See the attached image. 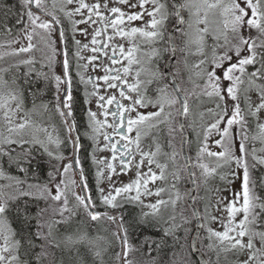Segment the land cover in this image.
<instances>
[{
  "label": "snow or ice",
  "instance_id": "1",
  "mask_svg": "<svg viewBox=\"0 0 264 264\" xmlns=\"http://www.w3.org/2000/svg\"><path fill=\"white\" fill-rule=\"evenodd\" d=\"M117 3L127 5L129 8L138 7L140 11L126 12L121 7L114 6ZM148 3L152 4L151 9L145 8ZM112 5L110 6L109 0H95L93 3H88L87 0H59V11L63 13L69 23V28L66 29L61 18L56 15L57 0H53V10L46 7L45 0H21L15 23L22 26L17 29V32L28 43L26 46L21 44L18 49H13L9 54L19 55L32 51L35 47L32 43L34 37H39L44 47L51 53L47 56V65L41 64L42 68L45 66L51 68V65L56 61L57 52H60L63 57L62 77L54 76L57 86L56 111L66 125L67 143L72 145L73 152L69 162L57 168L60 177L58 180L56 174L49 172V178L55 186L54 193L47 185L42 187L29 185V188H40L41 198L50 199L54 202L49 205L52 209V216L45 218L48 208L39 209L35 215H30L25 209L23 223L26 225L27 231L22 229L23 235L21 236L9 226L4 218V214L8 210L6 202L0 203V264H32L31 260L21 258L22 249L25 256H34L36 264H43V260L50 255L49 246L60 247V243L53 242L54 230L59 224H67L71 216L76 214L73 209L69 208V193L76 203V208L82 206L91 220L98 221L104 217L113 223L117 222V217L109 215L107 211L92 210L97 207V203L91 195V189L88 186L87 176L79 156L82 147L80 131L72 111L71 73L73 59L76 62V74L80 82L85 84L86 89L88 84L92 85L91 92L85 91V103L90 102L87 97L96 98L97 111L88 110V122L83 134L85 138L92 141L93 153L91 155L93 164L97 166L95 178L99 204L105 209H115L121 207V201L124 200L146 207L151 210L142 214L141 220L146 222L148 216H155L160 212L161 205L169 203V201L162 199H158L156 203H143V198L152 195L160 196L161 192L164 191L163 188H157L153 192L149 188V184L155 183L158 179L164 180L166 178L167 165H162L155 160L160 151L159 147H157L156 152L151 153L144 152L140 147L142 126L145 124L149 127L155 126L153 122L160 121L161 117H163V122H171L175 119L176 126L170 128V131L175 132L178 128L181 133L182 146L185 143L184 126L179 118L188 115L189 108L186 98L181 97V89L175 84L174 79L170 89L168 78L159 67L154 71L143 67L145 58L150 62L153 58L161 56L162 52L171 51L172 57H175L176 44L173 33L169 32L167 36V47H155L157 44L165 43L164 27L169 17L168 6L166 3H161L160 0H139L138 4H132L130 0H112ZM171 7L175 10L172 14L176 18V24L184 25L187 23L186 31L178 29L184 36L188 37L185 41V47L196 44L198 54H203L206 44L205 35L209 33V12L217 11L221 17L220 24L212 33L214 43L211 45V59L201 60L196 67L210 63L211 70L203 72L207 77L205 95L216 97L219 102L223 103L224 107L217 114L215 121L204 130L205 143L197 152L196 166L202 169L205 175L216 170L203 162V157L206 154L207 157L216 158L214 162L217 167L235 160L237 167L243 168L242 193H236V200L226 206L227 218L226 220L220 219L223 231L208 229L209 239L215 237L221 245L227 243L229 250L246 249L248 258L242 264H264V198L259 197L253 191L255 182L250 178L246 148V142L249 140L248 122L240 104L241 93H243L244 104L253 117L264 110V0H243V6L238 0H212V2L201 0L200 3H193V0H183V3H176L173 0ZM193 7L196 9L195 12L191 11ZM181 10L189 11L188 21H185L181 15ZM201 11L204 13L203 17L199 15ZM9 12H5L6 19L0 23V30L7 35H12V28L7 21ZM145 15L150 19L143 27L132 26V22L143 20ZM77 16L80 19H75ZM43 17H50V19ZM81 24L86 25V27L81 28ZM200 24H204L205 27H197ZM89 27L92 28L91 32H89ZM69 31L71 32L70 39ZM253 31L256 35H252ZM246 32L247 35H245ZM193 33H195L194 36ZM77 34L84 37L91 36L90 42L82 44L80 40L76 39ZM57 39L61 45L60 49L56 47ZM124 42H127V47ZM9 43L19 44L21 40L13 38ZM69 43L73 49L71 52ZM142 45L147 46L149 50L144 51L143 56H140L138 54L142 51ZM85 51H91L92 55L84 56L83 52ZM101 57L107 58L109 63L105 64L103 61L99 64L95 63L100 61ZM81 61H85V63H81ZM21 63L29 66L34 65L35 61L29 58L21 61ZM89 65L94 70L99 68L103 75L89 76L85 80L81 69H87ZM133 66L139 67L134 70ZM7 71L8 69H0V119L3 120L8 133V135L0 134V156L8 157L10 163L15 162L19 171L25 173L27 169L20 166L21 158L25 162H30L32 151L35 149L42 150L43 154H46L50 160L63 161L66 157L62 153H54L50 149V145H55L58 149L64 142L59 137L53 138L47 129L37 128L38 131L45 132L46 140L36 136L31 139L25 138L27 130L34 127L29 118L32 110L25 107L26 97L15 77L10 82L15 87H9V81L3 75ZM33 71L36 70L30 67L24 73L25 83H29L28 78ZM145 72L150 77L146 82L140 80L141 74ZM36 76L37 79H48V74L41 71H36ZM153 82L157 83L155 100L148 99L141 94V85ZM61 84L65 85L62 100L60 99ZM244 85L246 87L242 88L241 86ZM252 90L257 92L259 98V103H256L254 108V102L248 95ZM117 91L119 99L117 98ZM229 101L234 103L229 105ZM148 104L158 108V111L150 112L147 115L139 112L137 106L145 107ZM33 106L35 107V104ZM165 107L169 109L167 114H165ZM217 107H220V103L217 104ZM101 116L104 117L103 120L100 119ZM234 126H239V132H234ZM257 127L259 133L252 136V140L259 139L260 143L264 144V123H259ZM109 129L111 131H108ZM133 131H135L134 138L130 135ZM213 132L219 136L216 144L222 149L221 151L208 150L207 141ZM236 135H241L238 156H234L233 152V140ZM101 138L104 141L103 149L100 147ZM133 144H135L136 152L139 153V161L136 160L132 148ZM11 145H15L16 148L7 147ZM98 150H110L112 153L111 160L97 159L95 152ZM256 151L257 149L254 147L252 159L255 163L252 167L264 166V158L257 157ZM259 151H264V148L259 149ZM176 155L175 152L171 155L174 165ZM181 158L185 160L183 170L191 177L193 173L189 170L188 158L183 155ZM116 161L119 163V173L126 174L135 169V179L116 187L113 181V176L118 174L114 163ZM145 162L148 165L147 172L141 170ZM153 163L160 170L159 175L152 171L151 165ZM100 165H103V168L99 167ZM77 170L79 182L69 178V173ZM171 175L175 181H179L180 168L176 167ZM102 179H107L109 182L107 193L104 188L100 187ZM17 183H22V181L17 179ZM77 186L81 189L80 193L74 191ZM172 187L175 188L176 185L173 184ZM133 192L134 195H132ZM24 195H31V193L26 192ZM118 197L121 199L118 200ZM179 199L181 197L177 191L176 199L170 202L175 206ZM65 213H69V215L66 217ZM241 213L242 218L237 220V215ZM57 214L61 219L54 218ZM193 216L199 219V214L195 210ZM170 219L172 223L165 229L166 236H174L175 232L182 227V224L175 222V216ZM119 221L118 231L113 235L123 245V255L126 257L129 243L123 214L120 215ZM201 227L204 225H197V229ZM33 228L35 231H32ZM45 228L47 229L46 233ZM185 231L187 232V230ZM121 232H123V236L120 235ZM245 238H247L246 242ZM198 239V234L192 237L191 250L193 253L199 251L196 247ZM85 240H87L86 234L75 235V238L74 235H67L64 238V243L71 246ZM37 241H42V243L37 245ZM257 241L259 242L258 246ZM36 247H40L41 251L35 252ZM208 247L212 248L213 246L209 244ZM95 255L99 256L100 252L97 251ZM117 255L119 256V254ZM49 264H54V262L49 261Z\"/></svg>",
  "mask_w": 264,
  "mask_h": 264
},
{
  "label": "flooded vegetation",
  "instance_id": "2",
  "mask_svg": "<svg viewBox=\"0 0 264 264\" xmlns=\"http://www.w3.org/2000/svg\"><path fill=\"white\" fill-rule=\"evenodd\" d=\"M178 3H183V0H176ZM21 2V0L19 1ZM88 3H93L95 2V0H87ZM110 2V6L112 5V0H109ZM139 0H130V3L132 4H138ZM161 3H166L168 6V12H169V17L168 20L165 23V27H164V33H165V43L164 44H157L155 45V47L158 48H165L167 47L166 44V40H167V36L169 34V30L170 27L176 22V18L175 16L172 14L174 13V9L171 7L172 5V0H160ZM239 3H241V6H243V0H238ZM46 3V7L49 10H53L52 5H53V0H45ZM114 6L117 7H121L124 11L126 12H137L140 11V9L137 8H129L127 5H121V4H115ZM153 6L151 3H148L145 5L146 9H151ZM19 10H20V3H19ZM56 11V15H58L61 20L63 21L64 25L69 26V23L67 21V19L64 17L63 13L59 11V0H57V8L55 9ZM183 14H184V19L186 21V10H182ZM19 13V11H18ZM44 19H50V17H43ZM26 19V18H25ZM75 19H80L79 16L75 17ZM150 19V17L148 16H144L143 20H138V21H134L132 22V26H137V27H143L148 20ZM186 24L181 25V27L179 29H183V30H187L186 28ZM20 27H22L21 25H19ZM80 26H85L81 24ZM94 27V26H93ZM39 31V30H38ZM92 31V28L89 27V32ZM110 31V30H109ZM245 35H247V32L245 33ZM252 35H256V33L253 31ZM68 36L69 39L71 38V32H68ZM78 38H82V36L78 35L76 36V39ZM186 36H184L182 34L181 31L176 30L174 32V42L176 44V52H175V57L174 59L170 62L168 68L170 73L174 76L179 88L181 89V92L184 94V96L186 97V100L188 102V108H189V112L187 116H184V126L188 132V142H187V148H188V154L190 157V161H191V165L195 174V169H194V163L196 161V156H197V152L199 150V148L201 147L199 140L197 138V136L194 133V129H193V122H192V111L190 109V105H189V100L187 98L186 92H188V87H187V79H186V71H187V47H185V41H186ZM19 39L22 40L24 46L27 45L28 41L23 40L20 35H19ZM84 41L86 40V43H89L91 40V36L88 37H84L83 36ZM123 42V41H122ZM125 46L127 47V42H124ZM142 51L138 54L140 56H143L144 51H148V47L142 45ZM69 49L70 52L73 50L71 43H69ZM222 51V50H221ZM27 53H20V62L25 60V59H34L33 56H30V54ZM84 56H91L92 53L91 51H85L83 52ZM172 56L171 51L168 52H162V55L159 57H155L153 58L152 61H148L147 58H145V62L143 67L145 69H149L154 71L157 67H159L163 72H164V66L166 61ZM9 57V56H7ZM71 58V57H70ZM63 59V57H62ZM101 61H103V63L107 64L109 63V61L107 60V58L105 57H101L100 61H96L95 63L99 64ZM81 63H85V61H81ZM134 70L135 68L139 67V66H133ZM46 69H48L51 73L50 75V89L52 91L51 95L49 96L53 101H55L54 99H57V87L55 86V79L54 76H59V70L61 73V77H62V68H61V64H60V59H59V55L57 58L56 63H53L51 65V68H49L48 66H46ZM211 70V66L209 68L208 71ZM219 71V70H217ZM81 72L84 74L85 76V80H87V78L89 76L95 77L97 75H103V72H101L99 70V68H96L95 70L93 69V67L91 65H89V67L87 69H81ZM165 74V73H164ZM72 92L77 89L83 99V103H84V115H83V122L80 123L79 126H77L78 130L80 131V142H82V144H84V147L87 148V161L89 162V164H92V169L94 174L96 173V165L93 164L92 162V153H93V146H92V141L85 138L83 132L84 129L87 126V112L89 109H91L92 111H97V105H96V98L95 97H87V99H89V103H85V91L87 90V92H91L92 91V85L88 84L87 85V89L85 88V84H82L80 82L79 77L76 74V62L73 59V65H72ZM149 75L147 74V72L142 73L140 76V80L141 81H147L149 79ZM191 81L195 83V81L190 77ZM227 83V82H225ZM63 86L62 91L64 89V85L61 84ZM170 87V86H169ZM246 87V85L241 86ZM156 88H157V83L153 82L151 84H147V83H143L141 85V94L144 95L145 97H147L148 99L151 100H155L156 98ZM74 89V90H73ZM171 89V88H170ZM56 90V91H54ZM193 88H190L189 93H191L192 97H193ZM111 91V90H110ZM62 93V92H61ZM101 94H103V92H101ZM52 95L54 96V99L52 97ZM135 95V94H133ZM61 97V94H60ZM117 98L119 99L118 96V91H117ZM216 101H218V99L215 97ZM215 101V102H216ZM125 103H127V101H125ZM220 103V107H219V111L217 112L220 113L224 107L222 102ZM234 102L229 101V105L233 104ZM40 105L41 108V116L42 118L46 117L49 118L51 120V122L54 123V125L58 128L59 124L57 125L56 121L51 117V115L46 114V108L45 105L46 104H40L38 101L32 103L31 105H25V107L27 109H31L33 107V105ZM240 104L242 109H244V115H245V119L247 120L248 124H247V128H248V135H249V140L246 142V148L248 151V155H247V161L249 163V173H250V178L252 181L255 182V185L253 187V191L261 198H264V183H262V181H264V166L262 165H256L255 167H252V165L255 163L252 159L253 156V152L252 149L255 147L256 149H258L259 147L262 146V144L259 142V139L257 140H252V136L254 135H258L256 133V129H255V125L253 130L251 129V125L249 123V120L247 119L249 116V114L246 113L245 110V104L243 101V93H241V99H240ZM217 105V104H216ZM138 107L139 112L147 115L150 112L153 111H158V108H154L151 104H148L145 107ZM169 111V109L167 107H165V114H167V112ZM173 112V116L175 115L174 109L172 110ZM217 114L214 115V119L213 122L215 121V119L217 118ZM101 120L104 119V117H100ZM110 119V118H109ZM212 122V123H213ZM155 126L149 127L147 124H145L144 126H142L141 128V140H140V147L141 149L146 152V153H151V152H156L157 151V147H159L160 151L157 154V156L155 157V160L158 161L160 164L162 165H167L166 171H165V179L164 180H160L159 184H162L161 187L159 188H163L164 191L161 192L162 196H163V200L165 201H169L168 204L163 205L164 208V212L165 215L167 217H170L172 215L177 214L180 211H183L185 208L184 202H186V192H187V182H186V178H187V172L183 170V166H184V161L181 158V154H180V141H181V133L179 131V129L177 128V130L175 132H171L170 128L175 127V119H173L171 122H163V117L160 118V121H156L153 122ZM108 131H111L110 129ZM234 132H239V126H234ZM133 138L135 137V131H133V133L130 134ZM118 139V137H117ZM219 139V136L217 134H215V132H213V134L211 135V148L212 151H221L222 149L219 148V146L216 144V140ZM241 143V135H236L234 140H233V152H234V156H238L239 155V145ZM104 146V141L101 138L100 141V147L101 149H103ZM133 151L135 153L136 156V160L139 161L140 157H139V153L136 152L135 149V144L132 145ZM73 152V148L71 146L70 149V153L72 155ZM175 152L176 155V163L175 165L172 163L171 160V155L172 153ZM252 154V156H251ZM255 155L258 157L257 155V151L255 152ZM111 156L112 153L110 150H98L95 152V157L97 159H108L109 161L111 160ZM67 157V156H66ZM260 157V156H259ZM214 158V157H213ZM71 159V157H70ZM67 157V160H70ZM216 159V158H215ZM214 159V160H215ZM67 161V162H68ZM25 162V161H24ZM64 161H60V167L63 164ZM27 163V162H25ZM116 164L117 167V175H114L113 177H118V176H122V175H126L129 174L133 171H136L135 169H132L130 171H128L126 174L124 173H119V163L118 161L114 162ZM155 164V163H153ZM230 166H234L232 168L235 169L236 171V176L239 179V183H240V188L243 182V168H238L235 160H232L230 163ZM56 167V165L54 166ZM53 166H51V168H54ZM176 167L180 168V179L179 181H175L171 175V173L175 170ZM101 168H103V165H101ZM62 171V168H61ZM159 169H158V174H159ZM56 175L58 176L57 179H59V173H56ZM170 178L172 179V181L170 182ZM229 183H231V185L235 186V182H231L229 181ZM175 184L176 187L173 188L172 185ZM29 185H34V186H41L42 187V183L40 181H37L36 179H32L29 177V175L27 174L26 176L23 177L22 179V193L20 194V199H21V205L23 206H27L30 207L31 205L33 206V212L34 215L35 213L39 210V209H43V208H48V212L45 214V218L47 219L48 217L52 216V209L49 207V205H52L54 202L51 201L50 199H44L41 198V192H40V188L38 187H32L29 188ZM96 190H97V184H96ZM240 190V189H239ZM179 192L181 199H179L175 206H173L171 204V200H175L176 199V192ZM31 193V195H24V193ZM239 193H242V188L240 190ZM93 199L96 200L97 203V207L93 208L94 211H99V212H103V211H107L109 213V215L112 216H116L118 219V215L123 214V216H128V209H126L130 203H128L127 201L122 200L121 207L118 208H107L105 209L104 206H101L99 204V194L97 193L96 196L93 194H91ZM69 208L73 209L75 211V215H72L71 218L69 219L67 224H59L56 226L55 230H54V237H53V241L54 243H60V247L62 248V250L65 251V253H71L72 255H74V249L76 251V253L78 252H82L84 253L83 255L86 256L85 260L90 263H92L93 261L91 260V255H90V222H91V218L87 215L86 211L84 210V208L81 206L79 208H76V203L71 195V193H69ZM200 191L198 190V185L196 187V193L194 196V203L195 205L198 207V209L201 212L202 209V203H201V199H200ZM120 200V199H118ZM241 202H242V197H241ZM187 204V203H186ZM132 205V204H131ZM139 209V208H138ZM128 210V211H126ZM28 211V210H27ZM29 212V211H28ZM24 213V211L22 212ZM69 215V213H65V216L67 217ZM78 218L77 221H75V218ZM242 217V216H241ZM4 218L7 220L9 226L11 228H13L16 231L15 225L12 221V218L9 216V212L4 214ZM55 219L59 220L60 216L57 214L54 217ZM103 219H106L104 217H102L100 220L96 221V223H99V227L98 230L102 233V231H106L104 225L102 224V222H104ZM108 220V219H107ZM95 222V221H94ZM34 223V221H33ZM114 227L116 228V223H113ZM77 229V230H76ZM32 231H35V228L32 229ZM45 233L47 232V229H44ZM74 232L75 234H86L87 235V240L81 242V243H76L73 244L71 246H67L64 243V238L69 234ZM77 232V233H76ZM59 234H62L59 238ZM19 238V237H18ZM247 239V238H246ZM90 242V243H89ZM95 244V243H94ZM106 244H108V242H106ZM259 245V242L257 241V246ZM57 248V247H56ZM248 252V251H247ZM55 254H58L57 252L53 254V257L51 259V261L54 262V264H60L61 261L58 260L57 255L55 256ZM233 254L235 255V253L233 252ZM21 258H23V256L21 255ZM248 257H243L241 261H237L235 260V258L229 259L228 260V264H242L243 261L247 260ZM99 261L101 262H105L108 261V259L103 256L102 258H98ZM50 261L49 259H46V262ZM199 263V262H198ZM197 263V264H198ZM213 264H222L221 260L219 259H215Z\"/></svg>",
  "mask_w": 264,
  "mask_h": 264
},
{
  "label": "trees",
  "instance_id": "3",
  "mask_svg": "<svg viewBox=\"0 0 264 264\" xmlns=\"http://www.w3.org/2000/svg\"><path fill=\"white\" fill-rule=\"evenodd\" d=\"M20 0H0V23H3L6 19L5 12H9V15L7 17L8 24L12 28V35H7L5 32L0 30V43L4 45V43H7L10 45L9 41L15 38L18 35L17 29L20 27L15 23L17 19V14L19 11V2ZM66 29H68V26L64 25ZM32 43L35 45L32 51H30L28 54L30 56H33L35 59L34 65H23L20 62V56L15 55V59H19V61L13 63L12 58L13 56L7 57L5 60H3L4 67L9 66L10 73L7 79L9 81L12 80L13 77L17 79V82L19 86L23 89L24 95L26 97V105H31L34 102H39L40 104H46V114L51 115V117L56 121L59 129V134L61 140L64 142L61 144L62 152L63 154H69L71 149V144L67 143L68 135L66 131V125L61 119L60 115L56 111V105H57V99H54V96L52 95L53 101L49 96L51 95L52 91L50 89V71L46 69L45 67H41V64L47 65V56L51 55L50 51L44 47V44L40 41L39 37H34ZM4 47V46H3ZM56 63V61H55ZM16 65H19V67H16ZM32 67L36 71H41L43 73L48 74V79L45 80L43 78L37 79L36 71H33L30 75L29 83H25V76L24 73L28 71V69ZM186 79H187V87L188 92H186L187 98L189 100V105L191 111L193 110V99L195 98L194 94L193 97L191 96V93H189L190 88H193L195 86L194 82L191 81V79L188 76V71H186ZM56 86V85H55ZM57 87V86H56ZM74 90V89H73ZM56 91V90H54ZM73 95V101H72V111L74 113V120L76 122V125L79 126L80 123L83 122V115H84V103L82 96L80 92L75 89L72 92ZM249 120V123L251 125V129L253 130L255 125V120L253 116H249L247 118ZM82 144V142H81ZM11 148H16L15 145L7 146ZM25 147H28V145H25ZM263 147V146H262ZM208 150H211L209 148ZM212 151V150H211ZM87 148L84 147V144H82V147L79 152L80 159L83 163L85 175L87 176L88 180V186L91 189V194L93 196L97 194L96 190V178L95 174L92 169V164H89L87 161ZM253 154V153H252ZM251 154V156H252ZM13 155H16V153H13ZM204 160V159H203ZM21 165L22 167L27 169V172H21L19 171V167L15 162L10 163L8 157L6 156H0V166L2 170L6 173L11 174L13 177L16 178V180L22 181L23 177L27 174L30 178L33 180L36 179L37 181H40L42 185H47L51 183V180L49 178V172H52L53 174L57 173V168H60V161H57L55 159H51L46 155L43 154L42 150L35 149L32 151V158L30 159V162L25 163L23 158H21ZM209 161L208 158H205V162ZM194 169H195V175H198L201 173V170L197 169L196 161H193ZM56 165V167H54ZM53 166L54 168H51ZM196 166V167H195ZM58 177V176H57ZM201 178V177H200ZM58 180V179H57ZM197 180L199 182V177H197ZM172 179L170 178V182ZM187 186L189 185L188 178H186ZM15 186V188H14ZM22 183H15L10 189V191L6 194V199L4 200V203L7 204V212H9V216L12 218V221L15 225L16 231L23 235V232L21 231L24 229V231H27L26 225L23 223V214L22 213L25 209H27L30 215H34L33 212V206L30 207L21 205L20 201V194L22 193L21 190ZM185 208L183 211L178 212L175 215L176 223L182 224V227L179 228L175 235H165V229L169 226V224L172 223L171 217L168 218L166 221L159 222L154 219H146L145 221L140 220L139 218V209L135 205L129 204L126 206L128 210L127 217L123 216L124 218V227L128 230V243H129V249L127 256H122V264H197L198 259L193 255L190 247V239L194 230V219L191 214V211L184 202ZM120 217V215H118ZM202 221H205V218L203 215H201ZM61 219V217H60ZM119 219V218H118ZM78 218H75V221H77ZM104 222L102 224L104 225L106 231H103V235L106 238V242H108L107 247L105 248V252L102 254L105 256L108 261L101 262L98 260V258H101L100 256L95 255L96 251L94 246H91L90 248V257L93 261L90 264H119L118 263V249H119V243L120 241L113 235L117 232V229L114 227V224L112 221L103 219ZM186 221V222H185ZM99 223L96 221L94 222L91 220L90 222V238H93L95 234L99 233L98 230ZM77 230V229H76ZM187 230V232L185 231ZM204 233L201 232V235L199 236V249L202 252L203 256L206 257L208 264H213L214 262V256H217L218 258H221L222 264H228L227 259L225 258L224 253L219 252L218 254H215L216 250L209 248L208 244L203 243ZM54 242V241H53ZM93 240H91V245H93ZM37 245L42 243V241H37ZM27 247V245H25ZM40 247L35 248V252H40ZM48 252L50 255L47 257L51 261L53 254L55 256L57 255V258L59 261H61L60 264H89L88 261L85 260L86 256L83 255L81 251L76 253L74 249V255L71 253H65L62 248H56L54 246H49ZM21 255L24 259H29L32 261V264H36L34 256L28 255L25 256L24 250H21ZM43 264H49V261L46 262V259L43 260Z\"/></svg>",
  "mask_w": 264,
  "mask_h": 264
},
{
  "label": "rangeland",
  "instance_id": "4",
  "mask_svg": "<svg viewBox=\"0 0 264 264\" xmlns=\"http://www.w3.org/2000/svg\"><path fill=\"white\" fill-rule=\"evenodd\" d=\"M201 0H193V3H200ZM209 2H212V0H209ZM192 12H195L196 9L195 7H193L191 9ZM187 16H186V21L189 20V11L186 10ZM199 15L201 17H203L204 13L203 11H201L199 13ZM193 19H195V17H193ZM221 21V17L219 16V13L217 11H210L209 15H208V28H209V33L205 35V47L203 50V54H198L197 53V45L196 44H191L187 47V71H188V76L189 78L191 77L194 81H195V86L193 87V92L195 93L194 96L195 98L193 99V110H192V122H193V129H194V133L197 136L199 143L201 145V147L204 146V130L207 126H209L214 119V115L217 114V112L219 111V108L217 107L216 104H218L219 102L216 101L215 97H209L207 95H205V82L207 80V77L203 74V72L205 70H209L210 68V63H205L200 65L199 67H196L197 64H199V62L201 60H210L211 59V53H212V48L211 45L214 43L213 41V37H212V33L215 31V29L217 28V26L220 24ZM81 28H84L85 26H80ZM197 27L199 28H204L205 25L204 24H200ZM69 28V26H68ZM187 28V25H186ZM78 37L82 36L77 34ZM195 35V33H193V36ZM17 39H19V34L15 37ZM54 39H56V37L54 36ZM188 39V37L186 38V40ZM78 40L81 41L82 44L86 43V40L84 41L83 36L82 38H78ZM8 43V42H7ZM4 43V45L2 43H0V69H8V71L6 73H4L3 75L5 76V79H7V77L9 76L8 74L10 73L9 71V66L4 67L3 64V60H5L7 58V56H13L12 61L13 63L19 61V59H15L14 56L15 55H10L9 53H11L13 51V49H18L21 44H23L22 40L21 43L19 44H7ZM4 46V47H3ZM57 49L58 48V42L56 44ZM58 53L56 54V61L58 58ZM59 76H61L60 70H59ZM9 81V80H8ZM11 81H9V87H15L13 85H11L10 83ZM62 88L63 86L60 85V94L62 92ZM248 95L251 97L253 103V108L255 107L256 103H259V98H258V94L255 90H252L248 93ZM192 96V95H191ZM216 101V102H215ZM41 106L40 105H35V107L33 106L31 108V112H30V120L33 122L34 127L30 128L27 130L25 138L26 139H31L33 136L38 137L39 139L42 140H46V134L43 131H38L37 128L39 129H47V132L50 133L53 138L55 137H59L60 138V134H59V129L54 125L53 122H51V120L49 118H42L41 116ZM245 110L246 113L251 115V113L248 111L247 106L245 105ZM252 116V115H251ZM255 120V129H256V133H259V129L257 127V125L259 123H264V110H261L256 117H254ZM0 134L3 135H8L6 128H5V124L3 122L2 119H0ZM61 139V138H60ZM260 142V140H259ZM212 142H211V136L209 137L208 141H207V147L208 149L211 148ZM263 146V147H262ZM261 147H259L257 149V155L258 157H262L264 158V151H259V149L264 148V144H262ZM200 147V148H201ZM50 149L54 152V153H62V147L60 145V147L57 149L55 145H50ZM212 150V148H211ZM65 157L67 156L69 159L71 157V153L69 154H63ZM66 159H64L63 164L68 163L69 161ZM207 157V155L205 154V156L203 157V162L208 164L210 168H215L216 170L214 172H211L208 175H205L203 173V170L200 169L197 166V169L201 170V173H199L198 175L200 176H196V183L198 185V190L200 191V199H201V205H202V209H201V213L203 215V217L205 218V237L209 238V232L208 229H212L213 231H219L222 232L223 228L220 224V219L224 218L226 220L227 218V212L225 210L226 206L235 201L236 200V193H239L241 188H240V183H239V179L236 176V171L234 168V166H230V164H224L223 166L217 167L215 164V158H210L207 157L209 161L205 162V158ZM215 159V160H214ZM68 161V162H67ZM1 163V162H0ZM196 164V163H195ZM101 167V165L99 166ZM196 167V166H195ZM97 168V166H96ZM151 169L153 172H155L157 175H159L158 172V168L156 167V164H152L151 165ZM144 172L148 171V165L145 162L143 168L141 169ZM9 177H12V179H9ZM136 177V171H133L129 174L126 175H122V176H118V177H113V181L115 183L116 187L122 186L123 184H127L129 182H131V180L135 179ZM197 177H199V182L197 180ZM201 177V178H200ZM69 178L77 180V177L75 175L74 172H70L69 173ZM160 180L158 179L157 181H155V183L149 184V188L155 192L157 188L161 187L162 184H159ZM229 181L231 182H235V186L231 185V183H229ZM17 182L16 178L13 177L11 174L6 173L2 170L1 166H0V203H4V200L6 199V194L10 191L11 187L13 185H15V183ZM43 186V185H42ZM48 188H50L52 190V192H55V186H54V182L51 181L50 184H47ZM100 187L105 189V192L107 193L108 189H109V182L107 179H102L101 183H100ZM15 188V186H14ZM240 189V190H239ZM75 192L80 193V187L77 186L74 189ZM135 193L133 192L132 195H134ZM118 199H121L118 197ZM158 199H162L163 200V196L162 194H160V196H156V195H152V196H148L146 198H143V203L144 204H149V203H156V201ZM132 205L137 206V208H139V218L141 220L142 214L145 212H150L151 210L146 208V207H141L138 204H133L130 203ZM242 213L237 215V220L242 218ZM171 217V216H170ZM165 215L164 212V208L163 205L160 206V212L155 215V216H148L146 219L150 218V219H154L157 220L159 222H163L166 221L168 218ZM216 219H213V218ZM77 233V232H76ZM103 231L102 233L99 232L97 234H95V236H93V238H90V241L93 240L95 242H93V245L90 244V246H94V243L96 245V247L98 248L99 252H100V256L102 254V248L105 249L106 247V238L103 235ZM62 234H59V238ZM68 235H79V234H75L74 232L69 233ZM246 238H245V242H246ZM90 243V242H89ZM211 243L213 244V246L216 247L217 250H221V253H224L227 257L228 260L235 258V260L237 261H241L243 257H248V252L247 250H229L227 247V243H225L224 245H221L216 239L215 237L211 238ZM103 249V250H104ZM121 251V244L119 243V249L118 252L120 253ZM233 252L235 253V255L233 254ZM124 253V248L122 249L120 256H118V258H120V261H122V256Z\"/></svg>",
  "mask_w": 264,
  "mask_h": 264
},
{
  "label": "water",
  "instance_id": "5",
  "mask_svg": "<svg viewBox=\"0 0 264 264\" xmlns=\"http://www.w3.org/2000/svg\"><path fill=\"white\" fill-rule=\"evenodd\" d=\"M173 2V0H172ZM176 3H178L176 0H175ZM181 15L184 17L183 13H182V10H181ZM181 27V25H177L176 22L170 27V30L169 32L173 33L175 32V30L179 29ZM58 45H59V49L61 47V45L59 44V41H58ZM59 59H60V64H61V68H62V56L60 55V52H59ZM174 58L171 56L165 63V66H164V73H165V76L168 78V82H169V86L171 88V83L174 79L173 75L170 73L169 71V64L170 62L173 60ZM174 82L175 84L177 85L175 79H174ZM178 86V85H177ZM64 88H65V85H64ZM181 97L182 98H185V96L182 94V92L180 93ZM64 97V89H63V92H62V95H61V100L63 99ZM180 121L181 123L183 124L184 126V123H183V119H184V116H181L180 118ZM183 132H184V137H185V143L181 144V141H180V152H181V156H185L188 158V162H189V165H190V168L189 170L193 173V170H192V167H191V163H190V159H189V155H188V150H187V139H188V133H187V130L184 126L183 128ZM184 161V164H185V160L183 159ZM76 176H77V179L79 181V174H78V170L75 172ZM187 176H188V179H189V186H188V189H187V192H186V200H187V204L188 206L190 207V209L192 210V214H193V211L195 210L198 214H199V210L198 208L194 205L193 203V199H194V194H195V190H196V182H195V179H194V175H192L191 177L188 175L187 173ZM93 210V209H92ZM94 211V210H93ZM195 229H194V232L192 234V237L193 236H196L198 234L199 236V233H200V230L201 228L197 229V225L198 224H202L201 222V218H200V214H199V219L195 218ZM116 224L118 225V223L116 222ZM121 236H123L122 232L120 233ZM192 237H191V240H190V246L192 244ZM196 247L197 249L198 246H197V241H196ZM199 260V264H206V260L205 258L203 257V255L201 254L200 250L196 253H193ZM119 264H122L121 261Z\"/></svg>",
  "mask_w": 264,
  "mask_h": 264
}]
</instances>
